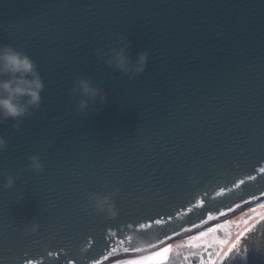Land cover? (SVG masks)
Segmentation results:
<instances>
[{"label": "water", "instance_id": "95a60500", "mask_svg": "<svg viewBox=\"0 0 264 264\" xmlns=\"http://www.w3.org/2000/svg\"><path fill=\"white\" fill-rule=\"evenodd\" d=\"M116 34L150 52L139 77L95 57ZM0 44L44 84L32 117L0 125V264H101L264 198V0H0ZM76 76L104 89L102 111H74ZM113 189L115 217L88 206ZM262 218L224 264H264Z\"/></svg>", "mask_w": 264, "mask_h": 264}, {"label": "clouds", "instance_id": "9594fccd", "mask_svg": "<svg viewBox=\"0 0 264 264\" xmlns=\"http://www.w3.org/2000/svg\"><path fill=\"white\" fill-rule=\"evenodd\" d=\"M130 48L128 37L116 34L106 49L98 48L94 54L97 60H103L108 67L131 80L144 73L150 52H138L133 59L130 56ZM43 91L44 84L35 62L18 48L0 44V125L12 121L13 128L18 129L21 121L32 117L40 108ZM68 95L73 99L78 97L74 111L85 118L102 111L109 102L104 89L94 86L93 81L84 76L74 78ZM7 144V139L0 136V152L6 150ZM28 170L37 175L43 172V166L37 156L29 157ZM17 178L18 175H6L2 187L11 189ZM105 187L107 188V185ZM118 194L119 189H113L104 195L91 193L86 196V200L93 211L112 218L117 215L114 199ZM21 199L22 197H18L17 201ZM30 228L35 233L39 225L32 223ZM256 251L264 252L260 248Z\"/></svg>", "mask_w": 264, "mask_h": 264}, {"label": "snow or ice", "instance_id": "6c2138e0", "mask_svg": "<svg viewBox=\"0 0 264 264\" xmlns=\"http://www.w3.org/2000/svg\"><path fill=\"white\" fill-rule=\"evenodd\" d=\"M261 173H264V168L260 169ZM249 179H256L255 177H252L251 175L249 176ZM244 182L241 181V184ZM219 195V193L217 194ZM191 209H189V212ZM221 216H224L225 213L221 212ZM209 220L212 219L211 215H209ZM264 220V218H262ZM156 224H162L163 221L161 219H156L155 220ZM141 228H144L145 225L141 224ZM223 225L221 224H216L213 227H209L207 231H201L198 235H194L191 237V241H201L202 238L207 237L210 233H216L218 232L219 229H221ZM255 227V226H254ZM251 229H246V232H251ZM246 232H241L239 236L237 237V240L232 243L228 248L227 251H221L223 246L225 245V241L223 240H218L217 242L220 244L221 248L214 249L213 251H208L209 248L213 246V241H205L204 243H191L189 244V247L192 248L193 250H199V251H194L195 255H200L203 256L206 254L209 258L208 264H217V259L220 261V264H224V261L227 260L230 257V254H232L234 251L239 249L240 245V237L245 236ZM176 235H179L177 233ZM173 237H169V239H172ZM161 244H164V241H161ZM70 246V245H69ZM107 247V245H105ZM153 247H156L153 245ZM67 250V249H66ZM264 251V249H261ZM112 251H115V248L112 249ZM124 251L127 253L130 251V249L125 248ZM172 253V248L171 246H163L160 247L158 251H155L152 253L150 257H147L145 260H128V261H120L116 260V264H170V254ZM51 255V253H49ZM240 257V256H239ZM87 259H92L93 264H99V261L96 258H88ZM109 257H105V260H107ZM244 256L240 257V259H243ZM200 264H205L204 260L201 259Z\"/></svg>", "mask_w": 264, "mask_h": 264}, {"label": "flooded vegetation", "instance_id": "af4514ba", "mask_svg": "<svg viewBox=\"0 0 264 264\" xmlns=\"http://www.w3.org/2000/svg\"><path fill=\"white\" fill-rule=\"evenodd\" d=\"M219 233L221 239H223L222 233L220 231ZM180 236L181 235H178L176 237H173L172 239H167L164 241V244L157 243L155 245L156 247L152 246L150 248L140 251L139 253L122 256L121 258L114 259L113 261H105L101 264H116V260H120L122 262L128 260H145L147 257H150L153 252L158 251L160 247L169 246V245L172 248V253L170 254V264H200L201 259L204 260L205 264H208L209 261L208 256L206 254H204L203 256L195 255L194 251H199V250H193L192 248H190L189 247L190 242L204 243L205 241H213V246L209 248L208 251H213L214 249L221 248L220 244L217 242L218 240L215 241V238L210 237L209 235L207 237L202 238L201 241H191V237L182 240L181 238H183L184 236L183 237ZM221 251L224 250L221 249ZM225 251H227V249ZM219 262L220 261L217 259V264Z\"/></svg>", "mask_w": 264, "mask_h": 264}, {"label": "rangeland", "instance_id": "374dc122", "mask_svg": "<svg viewBox=\"0 0 264 264\" xmlns=\"http://www.w3.org/2000/svg\"><path fill=\"white\" fill-rule=\"evenodd\" d=\"M263 211H264V202L261 204H260V202H257L255 204H252V205L236 212L235 214H233L227 218L218 220L216 222H212V224H208L207 226H205L203 228L191 231L189 233L182 234L180 237L184 236L183 238H181L183 240V239H186L188 237L198 235L201 231H207V229L209 227H213L216 224H221V225H223V227L221 229H219L218 232H216V233H210L209 236L215 238V241L216 240L225 241L226 243L222 248V250L225 251L231 245V243L233 242V240L235 239L237 234L241 230H243L250 222H252ZM219 231L222 233L223 239H221ZM176 240H178V239H176ZM182 240H179V241H182Z\"/></svg>", "mask_w": 264, "mask_h": 264}, {"label": "bare ground", "instance_id": "6f19581e", "mask_svg": "<svg viewBox=\"0 0 264 264\" xmlns=\"http://www.w3.org/2000/svg\"><path fill=\"white\" fill-rule=\"evenodd\" d=\"M259 202H260V204L263 203V202H264V198L260 199ZM251 205H252V204H251ZM247 206H250V205H247ZM217 220H218V219H217ZM213 222H216V221H213ZM209 224H212V222L209 223ZM207 225H208V224H207ZM207 225H202V226H198V227H193V228L188 229V230H185V229H184V231H182L181 233H179V235L189 233V232H191V231H194V230H197V229L203 228V227H205V226H207Z\"/></svg>", "mask_w": 264, "mask_h": 264}]
</instances>
